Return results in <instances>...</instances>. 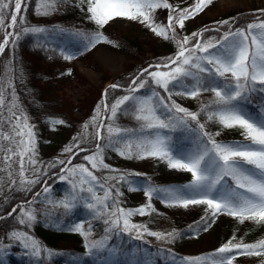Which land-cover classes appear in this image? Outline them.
I'll return each instance as SVG.
<instances>
[{"label": "snow or ice", "instance_id": "obj_1", "mask_svg": "<svg viewBox=\"0 0 264 264\" xmlns=\"http://www.w3.org/2000/svg\"><path fill=\"white\" fill-rule=\"evenodd\" d=\"M33 2L36 15L48 17L58 12L69 0ZM79 2L86 5L88 19L97 26L96 31L84 33L69 32L63 28L50 30L44 26L23 27L24 13L30 0H0V31L5 33L0 41V55L4 53L10 39L13 43L19 39V33L16 32L18 23L22 25L23 33L45 40L63 39L66 36L69 43L81 45L78 51L83 52L100 43H111L101 29L117 18L138 22L156 36L174 41L176 52L165 63L144 68L131 80L128 94L115 98L113 103H107L108 89L105 90V100L97 106L96 115L91 120V126L95 128L93 139L97 143L96 151L84 156L87 166L72 164L78 154L74 149L86 151L80 148V142L66 146L64 152L70 155L67 160L57 161L65 165L61 169L65 174L59 179L67 181L71 191L64 199L49 200L47 203L67 212L82 206L92 218H103V223L107 225L104 234L98 239L89 238L90 229H85L83 223H76L68 229L84 238L87 258L70 254V264H234L239 255L264 256V239L252 243H245L241 239L233 243L234 236L213 253L198 258L178 259L170 249L152 250L131 243L133 239L142 241L145 234L169 242H174L178 235L175 231H153L144 224L134 222L135 216L156 212L152 204L154 198L164 202L167 207L189 209L204 206L208 215L202 217L203 223L197 224L194 232L207 231L210 222H214L220 215L230 216L238 223L248 221L264 224V19L258 18L255 22L235 28L229 20L219 21L217 23L221 27L227 28L223 32L217 28L219 37L205 40L203 32L180 37L177 27L184 29L185 21L203 12L213 0H194L193 5L183 9L173 6L169 0ZM159 9L170 10L166 24L157 22L155 14ZM260 12L264 16V9ZM60 54L65 60L75 58V54H66L64 50ZM152 68L155 70H150ZM68 74H71L70 70ZM121 87L118 83L109 85L112 90ZM142 89L144 93H141ZM157 89L165 95H161ZM203 93L212 95L206 103L201 104L198 111H192L172 98L175 95L197 100ZM3 107L5 98L0 94V108ZM16 107L15 103H11L8 108L10 132L0 130V141H7L9 145L4 149L7 153L4 160L8 162L13 157L17 158L20 184L31 186L41 182L37 175L40 168L36 167L39 162L35 158L37 141L34 126L28 122L26 115L17 114L14 110ZM101 107L107 113L103 117ZM118 113L128 114L137 122V127L116 125L114 122ZM101 119L113 122L105 124ZM51 123L62 125L64 121L52 120ZM206 123L219 125L225 130L239 129L243 140L218 141L216 137L220 132L206 130ZM89 127L88 123L83 125L81 140L89 135ZM104 130L106 136L102 134ZM99 141L105 144L102 146ZM105 147L126 159L160 160L171 170L189 174L190 179L186 184L178 186L149 184L139 189L129 182V190H142L148 202L136 209H126L121 206L119 198L123 193L117 184L128 182L127 176L130 174L121 173L110 177V180L116 182L111 185L102 183L95 174L102 169L118 171L111 169L105 162ZM29 168L34 179L26 176ZM43 175L47 176V172ZM11 183L15 185L16 181L12 180ZM98 188L103 191V195L99 194ZM49 191L50 188L45 186L44 193ZM35 195L38 197L41 194L37 192ZM32 203L28 202L27 207H12L8 216L16 213L13 219L18 225L32 227L38 223V210ZM114 235L120 239L119 243L113 240ZM124 236L129 239L124 240ZM8 239L22 247L33 258V264H43L42 253L47 257L54 254L29 231L20 228L13 230ZM4 250L0 242V252ZM0 264H4L2 259Z\"/></svg>", "mask_w": 264, "mask_h": 264}, {"label": "rangeland", "instance_id": "obj_2", "mask_svg": "<svg viewBox=\"0 0 264 264\" xmlns=\"http://www.w3.org/2000/svg\"><path fill=\"white\" fill-rule=\"evenodd\" d=\"M75 2H77L78 5L84 6L86 10V5L80 4L79 0H75ZM169 3H171L175 7L183 9L193 5L194 0H169ZM262 9H264V0H213V2L209 6H207L203 12L196 15L193 19L185 21L184 29H179L177 27V32L180 37L191 36L193 32H203V38L205 40L212 39L213 37H215L213 35L219 34V32L216 31L217 28H220V32H223L227 28L221 27L217 22L223 20L230 21L233 20V18L239 16L240 14L247 12L258 13L255 14L257 16L254 20H250L248 22L252 23L255 22L258 18L264 19V16H262L260 12V10ZM169 14L170 10L168 9L157 10L155 14L157 22L166 24L167 16ZM88 15L89 14L87 13V17ZM105 27L107 31L116 34L119 37H126L135 41L139 46L143 47L146 56L154 57V60H158L155 62H150L148 65L143 67L141 71L144 68H147L149 65L165 63L167 58L173 56L176 52V44L174 41L165 40L162 37L156 36L147 27L138 22H131L126 19L117 18L111 21ZM208 29H210L211 31H209ZM8 31H11V29H8ZM110 41L111 43L98 44L95 48H92L86 55H84L81 52L75 50L70 45L68 40H65L61 42V51L64 50L66 54H75V58L69 61L63 59L62 55L61 57H58L59 59L54 58L53 54L50 55L49 60H51L52 63L48 64L50 70L46 73L49 76L48 83L50 84V91H54L55 94L58 96L61 95L62 100L66 104V106L65 104L61 106V108L65 109L66 111H69L68 108L71 109V112L69 111L68 113L69 117L74 119V123L77 122V119H85L82 125L78 127H76L77 125L65 126L66 130L64 133V138L57 140L53 147H50L48 143H50V139H53L54 137V125L50 122V124L43 126L42 124H39V121H34L26 112L24 104L22 103V98L21 96H19L20 93L19 95L17 93L20 88H17L16 91L15 86L13 87L12 83L15 81L13 79V75L5 76L4 74H1L2 72H0V94H2L5 98V107L0 108V130H3L4 132H10V126L8 123V108L11 103H15L17 107L14 110L17 111V114L23 113L24 115H26L28 118V122L34 126L33 130L35 132L37 141L35 158L39 162L36 167L40 168V172L37 173V175H39V177H42L44 176L43 173L47 172V176H44L45 179L42 181L40 188L34 192L31 198H29L27 201L20 200L19 202L15 203L12 207L16 205H22L26 207L27 203L31 201L33 203H39L41 206L43 205V208L56 210L62 209L61 207H57L47 203V201L49 200L58 201L64 199L65 196H67V194L69 193V191H71V185L67 181H62L59 179L61 175L65 174L61 171V169H63L65 165H60L57 163V161L67 160L70 154L64 152V148L66 146L80 142V148H83L86 151L81 152L79 149H74L75 153L84 154L79 161L72 160V164H85L87 166V162L84 160V156L90 155L96 151L95 144L97 142L92 146H88V143L93 141L92 133H94L95 131V129L92 130V128L90 127L88 129L89 135H87L81 140V135L84 132L83 125L86 123L91 125L90 120H92V118L86 119L84 117V113L89 109L92 100H96L99 94L101 95L103 103L105 100L104 92L109 87V85L114 84L115 79L120 75V73L125 71V69H127V67L131 63H135L137 61L136 58H134L132 55L123 51V49H121L117 43L112 40ZM69 70L71 72L70 75L68 74ZM150 70L155 69L152 68ZM4 76L6 77V79L4 78ZM145 78H147V74ZM149 84H152L150 79ZM130 86L131 84L125 87H121L122 90L126 91L123 95L128 94L127 89ZM152 86L155 87L154 85ZM146 87H148V85H146ZM144 91L142 89V93H144ZM157 91H159V89H157ZM160 93L161 95H165L163 91H160ZM211 95V93H203L201 97H199L197 100H192L186 97H179L175 95L172 98L175 99L178 103H181L184 107H187L192 111H198L201 107V104L206 103L211 97ZM101 114V117L107 115V113H105L103 109ZM101 122L105 123V120L101 119ZM112 122L113 121L108 120L107 123ZM202 122L204 121L202 120ZM114 123L123 127L121 125L122 121L120 120V118H117ZM136 123L137 122H135L134 125ZM134 125L128 124L127 126H124L125 128H132L134 127ZM135 127H137V124ZM206 130L212 133L220 132V135L216 137L218 141L231 142L243 140L239 129L225 130L222 129L219 125L206 123ZM102 134L106 136V130H104ZM73 138L77 139L74 140ZM8 146L9 145L7 141H0V204L2 203L3 199L6 200L7 198L12 197L9 193L11 189L16 192L18 190H21V188L25 186H22L20 184V178L17 174V158L13 157L12 160L8 162L4 160V157L7 154L4 149ZM104 157L105 162L110 165V168L116 169L118 171L114 172L108 169H102L100 171H97L95 174L99 177L102 183L107 182V185H111L116 182L110 180V177L119 176V174L121 173L130 174L127 176L128 182L117 184V187L123 193V195L119 198L121 206L126 209H136L145 205L148 202L142 190H129V182L131 186L139 189L141 186H147L149 184L157 186L158 182H181L183 184H186L190 179L189 174H182L171 170L166 166L164 162L154 158H148L143 160L135 158L126 159L118 155L117 152L107 149L106 147L104 150ZM52 164H55L56 166L60 165L59 169L55 172H52L51 170L54 168L50 167V165ZM27 167L28 166L26 165V168ZM9 173L12 174L11 177L9 176ZM137 173L140 175H135ZM26 176L30 179L35 178L30 168L26 172ZM12 180L16 181L15 185L11 183ZM50 180L52 181L50 182ZM45 186L50 188V191L48 193H44ZM37 192L41 194L38 197L35 195ZM98 192L100 195H103V191L99 188ZM152 204L155 207L156 211L160 212L159 214L163 218H169L170 216H175L178 218L180 217L185 222V224L195 223L202 219V217H204V215L206 214L204 206H193L189 209L167 207L164 202L155 198L152 200ZM12 207L8 211V213L11 212ZM3 216L4 215H0V217ZM148 216L149 215L135 216L133 217V220L138 224L146 225L145 220L148 218ZM80 218V221H82L81 216ZM83 225L85 228L94 227L92 223H83ZM159 227L166 228L168 227V224L166 221L163 223L160 222ZM18 228L28 231L22 225ZM148 228L152 230L150 227ZM12 231L8 232L6 236L2 237L0 240V242H2L5 248L3 252H0V259L3 260L4 264H19L22 262V257L29 256L26 251L22 247H20L14 240L8 239V236ZM153 231L161 232V229ZM31 234L37 240H40L33 233ZM93 234V236H91L90 234V239H98L104 234V231H100L99 234L97 232H94ZM212 237L213 235L210 233L203 234V236H198L196 238L187 237V240L183 243V249L198 247L199 244L197 243L202 242V244H204L205 242L210 241ZM123 239L128 240L129 237L124 236ZM146 239L148 241H151V243L154 242L159 244L162 241H165L158 240L155 237H151L145 234L142 241L133 239L131 243L133 245L140 244L152 250H156L155 248H152V246H154L153 243L152 245L149 242V245L152 246L145 245L144 242L146 241ZM74 240V236H64L60 239V242L62 244H70V242H75ZM113 240L116 243L120 242V239L116 236H113ZM8 245H11V247H8ZM17 247H20L21 250H19ZM208 247L209 245L206 248ZM203 249L204 247H200L196 249L197 251L194 250V254H196L193 256H180L176 252L172 250L171 251L175 253L178 259L184 257L198 258L214 252L212 251L208 253L197 254V252H201L203 251ZM49 259L50 257H47V260Z\"/></svg>", "mask_w": 264, "mask_h": 264}, {"label": "trees", "instance_id": "obj_3", "mask_svg": "<svg viewBox=\"0 0 264 264\" xmlns=\"http://www.w3.org/2000/svg\"><path fill=\"white\" fill-rule=\"evenodd\" d=\"M34 8L35 3L33 0H30L28 9L24 13L25 19L23 22V27L44 26L50 30L63 28L67 29L69 32L80 31L84 33H91L97 30V26L88 19L85 7L78 5L75 0H69V2L58 12L48 17L36 15ZM255 14L258 13H243L233 18V20H230V22L234 28L239 27L245 23H248L250 20H254L257 16ZM101 31H103L109 40L117 43L120 48L123 49V51L132 55L137 60L135 63H131L127 69L120 73V75L115 79V83L120 84L122 87L128 86L131 80L137 76V74H139L143 67L148 65L150 62L158 61L154 60V57L146 56L143 47L139 46L135 41L126 37H119L116 34L107 31L106 27L101 29ZM16 32L19 33V39H16L14 43L11 39L4 53L0 56V72H2L1 74H4L5 76L13 75V79L15 80L12 83L13 87L15 86L16 91L17 88H20L17 93L18 95L20 93L19 96L22 98L24 108L34 121H39V124H42L43 126L50 124L52 120L64 121V124L62 125H54V137L53 139H50V143H48L50 147H53L57 140L64 138V133L66 130L65 126L77 125L76 127H78L82 125L85 120L77 119V122L74 123V119L70 118L68 113L69 111L71 112V109L67 107L69 111H66L65 109L61 108V106H63L65 103L62 100L61 95L58 96L54 91H50V84L48 83L49 76L46 74L50 70L48 64L52 63L51 60H49L50 55L53 54L54 58L61 57V42L68 39L65 36L63 39L49 38L45 40L43 37L38 38L32 34H25L22 31V25L19 23L16 27ZM219 35L220 32L219 34L213 35L215 36L213 38H218ZM3 36L4 31H0V41L3 39ZM53 36L55 37L56 34L53 33ZM70 45L77 51L82 47L78 43H70ZM89 51L90 50H86L81 53L86 55ZM5 76L4 78L6 79ZM107 89L108 95L106 97V101L108 104L113 103L115 98H118L120 95H123L126 92L121 88L112 90L108 87ZM159 91L162 90L159 89ZM141 93L137 94L139 95ZM98 105H102L100 94L96 100H92L89 109L84 113V117L86 119H90L95 116ZM102 109L103 108L101 107V113ZM117 118H120L122 121L121 125L123 127L127 126L128 124L134 125L136 122L128 114L121 115L118 113ZM107 122L108 120H105V124ZM136 124L132 128H135ZM90 128H92V130L95 129L94 126L91 125ZM96 142L97 141L93 139V141L88 143V146H92ZM99 143L101 145L105 144L104 141H99ZM106 148L112 150L111 148ZM83 154L84 153L75 155L73 160L79 161ZM59 166L60 165H57L51 171H57ZM44 179L45 177L42 176L40 177V183L31 186L25 185L21 188V190L16 192L11 189L9 193L12 197L7 198L6 200L3 199L2 203L0 204V215H4V218L0 219V240L2 237L6 236L8 232L21 226L17 224L15 219H13L16 213H13V216H8V211L15 203L19 202L20 200L27 201L29 198H31L34 192L40 188V185ZM51 181L52 180H50V182ZM178 185H183V183H157V186ZM29 188L30 190H26ZM27 206L28 203L26 207ZM32 206L38 210V223L26 229L30 233H33L35 236H37L40 239L39 241L42 243V245L47 249L52 250L54 253L49 260H47V256L42 253V256L44 257L43 264H70V254L87 259L85 257L86 249L83 237L79 233L68 230L69 228L73 227L74 224L92 223L94 227L85 228L90 229L91 236L94 235V232L99 234L100 231H104L106 229V225L103 223L102 218H92L89 212L82 206H78L71 212H67L63 208L58 210L43 208V205L41 206L39 203H32ZM19 211L20 209L17 208V212ZM159 213L160 212L156 211L149 215L147 219L144 217L146 219V225L152 230L161 229V232L165 233L175 231L178 233V235L176 236L174 242H169L167 240L162 241L160 244L152 242L154 244V246H152L153 244L151 241L146 239V243H144L145 245H149L150 242L152 245L149 246H152V248L155 249H170L180 256H193L196 254H194V250L200 247H204V249L201 252H197V254L215 251L233 236L235 237L233 243L241 239L245 243H252L264 239V224H256L248 221H245L244 223H238L237 220L230 216L220 215L215 218L214 222H210L211 226L207 231L201 230L194 232L193 229L196 227V225L203 223L202 219L195 223L185 224V222L180 217L178 218L169 215V218H163ZM207 215L208 214L206 213L204 217ZM80 216L82 217V221H80ZM165 221L167 222L168 227L160 228L159 223H163ZM56 224L59 226H55ZM206 233L213 235L210 241L205 242L204 244H202V242L197 243L199 244L198 247L183 249V243L187 240V237L196 238L198 236H203V234ZM64 236H74L75 242H70V244H62L60 239ZM208 245L209 247L206 248ZM17 248L21 250L20 247ZM262 261H264V256L249 257L245 255H239L234 261V264H261ZM19 264H33V258L30 256L22 257V262Z\"/></svg>", "mask_w": 264, "mask_h": 264}]
</instances>
